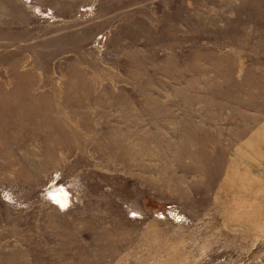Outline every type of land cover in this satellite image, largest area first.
I'll list each match as a JSON object with an SVG mask.
<instances>
[{"label": "rangeland", "instance_id": "1", "mask_svg": "<svg viewBox=\"0 0 264 264\" xmlns=\"http://www.w3.org/2000/svg\"><path fill=\"white\" fill-rule=\"evenodd\" d=\"M0 115V264H264V0H0Z\"/></svg>", "mask_w": 264, "mask_h": 264}, {"label": "bare ground", "instance_id": "2", "mask_svg": "<svg viewBox=\"0 0 264 264\" xmlns=\"http://www.w3.org/2000/svg\"><path fill=\"white\" fill-rule=\"evenodd\" d=\"M1 116V115H0ZM23 118V117H22ZM4 120V119H3ZM5 122H7V121H5ZM11 123V122H10ZM15 126V125H14ZM9 131V130H8ZM61 131V130H60ZM10 134V133H9Z\"/></svg>", "mask_w": 264, "mask_h": 264}]
</instances>
